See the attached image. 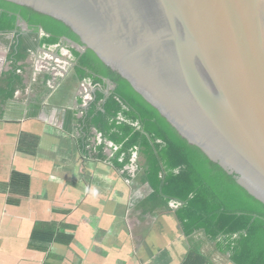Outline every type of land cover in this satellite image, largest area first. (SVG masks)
Here are the masks:
<instances>
[{
  "label": "crops",
  "instance_id": "0c3cea01",
  "mask_svg": "<svg viewBox=\"0 0 264 264\" xmlns=\"http://www.w3.org/2000/svg\"><path fill=\"white\" fill-rule=\"evenodd\" d=\"M22 20L0 26V264H236L92 126L116 85L81 78L79 45Z\"/></svg>",
  "mask_w": 264,
  "mask_h": 264
},
{
  "label": "water",
  "instance_id": "95a60500",
  "mask_svg": "<svg viewBox=\"0 0 264 264\" xmlns=\"http://www.w3.org/2000/svg\"><path fill=\"white\" fill-rule=\"evenodd\" d=\"M3 1L69 28L264 205V0Z\"/></svg>",
  "mask_w": 264,
  "mask_h": 264
},
{
  "label": "trees",
  "instance_id": "16d2710c",
  "mask_svg": "<svg viewBox=\"0 0 264 264\" xmlns=\"http://www.w3.org/2000/svg\"><path fill=\"white\" fill-rule=\"evenodd\" d=\"M0 11L1 28L16 27L21 16L31 27L43 29L51 42L69 38L81 45L69 28L50 17L3 0ZM73 55L81 78H91L102 88H107V80L116 85L108 98L99 94L97 101L106 103L92 126L115 142L121 169L132 164L138 153L145 161V181L168 201L183 204L179 215L192 222L191 230L200 227L212 237L228 238V251L236 264H264V205L182 139L157 110L91 50L83 54L75 51ZM95 112L93 109L89 117Z\"/></svg>",
  "mask_w": 264,
  "mask_h": 264
},
{
  "label": "rangeland",
  "instance_id": "374dc122",
  "mask_svg": "<svg viewBox=\"0 0 264 264\" xmlns=\"http://www.w3.org/2000/svg\"><path fill=\"white\" fill-rule=\"evenodd\" d=\"M135 197V196H134ZM133 203H132V205H134V204H136L137 203V196L133 199Z\"/></svg>",
  "mask_w": 264,
  "mask_h": 264
},
{
  "label": "flooded vegetation",
  "instance_id": "af4514ba",
  "mask_svg": "<svg viewBox=\"0 0 264 264\" xmlns=\"http://www.w3.org/2000/svg\"><path fill=\"white\" fill-rule=\"evenodd\" d=\"M66 39H68L69 41H72L71 39H69V38H66ZM73 43H76V42H74V41H72ZM77 45H79L78 43H76ZM81 48H82V46L81 45H79Z\"/></svg>",
  "mask_w": 264,
  "mask_h": 264
}]
</instances>
